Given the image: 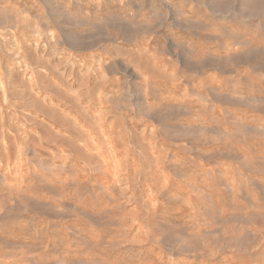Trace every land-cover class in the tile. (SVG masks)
I'll use <instances>...</instances> for the list:
<instances>
[{
	"label": "rangeland",
	"instance_id": "1",
	"mask_svg": "<svg viewBox=\"0 0 264 264\" xmlns=\"http://www.w3.org/2000/svg\"><path fill=\"white\" fill-rule=\"evenodd\" d=\"M0 264H264V0H0Z\"/></svg>",
	"mask_w": 264,
	"mask_h": 264
}]
</instances>
